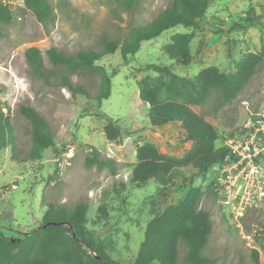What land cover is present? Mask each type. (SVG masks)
<instances>
[{
	"label": "rangeland",
	"instance_id": "374dc122",
	"mask_svg": "<svg viewBox=\"0 0 264 264\" xmlns=\"http://www.w3.org/2000/svg\"><path fill=\"white\" fill-rule=\"evenodd\" d=\"M4 2L14 18L10 25H1L0 108L9 118L14 143L4 149L0 147V236L17 241L38 230L47 204L75 206L86 202L88 229L106 245L112 260L132 264L144 240L147 223L167 206L176 204L192 178L203 192L199 207L211 214L213 223L203 255L213 264H264V197L236 221L230 214V205L224 203L218 192L212 193L210 182L216 167L206 177L191 167L185 168L183 179L174 178L166 187L151 181L137 188L130 182L137 162L136 150L143 143H151L160 153L172 157H182L190 149L179 124L152 127L149 106L139 98V86L146 82L161 86L163 100L186 101L178 93L182 85L169 76L138 69L147 65L169 67L183 78H192L210 66L233 73L237 61L249 53L261 52L264 46V0H211L199 30L177 26L165 31L157 39L143 42L127 62L119 50L104 57L97 66L115 76L111 96L101 106L95 101L101 89L100 74L55 67L47 58V50L55 47L73 55L84 49L100 51L104 40L123 42L133 27L150 23L172 0H142L135 11L125 9L118 0H51L55 21L47 28L22 1ZM176 33L194 34L190 45L192 59L184 67H178L163 52V46ZM31 47L43 53L46 78L33 74L28 67L25 52ZM63 76L74 86L86 88L91 98L72 95L63 87ZM217 95L213 91L205 105L191 108L217 129L216 147L220 148L226 147L230 138L243 137L256 121L262 120L264 61L233 101L217 107ZM21 106L36 109L55 133V146L43 151L39 159L30 157L31 124L20 113ZM109 118L122 128L120 142L111 143L105 137L104 127ZM92 148L102 158L117 162V175L87 165ZM262 148L264 134L255 145V150ZM255 163L256 171L247 166L248 178L238 176L236 183L245 189L246 183L251 187L250 180H254V185L264 191V150ZM100 208L106 213L102 214ZM184 252L185 247L180 243V264Z\"/></svg>",
	"mask_w": 264,
	"mask_h": 264
},
{
	"label": "trees",
	"instance_id": "16d2710c",
	"mask_svg": "<svg viewBox=\"0 0 264 264\" xmlns=\"http://www.w3.org/2000/svg\"><path fill=\"white\" fill-rule=\"evenodd\" d=\"M0 0V38L3 36L1 25H10L14 15L5 2ZM18 1V0H9ZM26 9L31 11L38 22L48 27L55 21V12L51 0H20ZM142 0H118L125 9L135 11ZM211 0H172L170 6L158 14L150 23L133 27L128 38L123 41L104 40L100 51L84 49L73 55H66L55 47L47 50L49 62L55 67L71 71H97L101 76V89L95 101L101 106L102 101L111 96L112 77L97 62L104 57L114 55L118 50L124 62L134 56L141 44L160 37L165 31L182 26L185 29H200V22L205 17ZM251 21V20H250ZM193 33H176L169 43L163 46L164 54L178 67L190 64L192 59L191 42ZM231 57V52L228 51ZM30 71L46 78L43 53L37 47L25 52ZM264 61V46L259 53H249L235 63L233 73H224L216 66L201 70L192 78L177 76L169 67L147 65L139 72H153L160 76H169L182 85L178 92L186 101L161 99V86L146 82L139 86L140 100L149 106V123L160 128L169 124H179L185 132V141L190 149L182 157H172L160 153L151 143L137 147L136 159L130 182L137 188L154 181L166 187L174 178H182V170L191 167L198 175L206 177L209 170L216 166L235 161L236 155L226 147L217 148L219 132L201 114L191 106L205 105L213 91L218 93L216 106L222 107L233 101L249 84L257 68ZM63 87L72 95H81L90 99L88 90L74 86L67 76L62 78ZM20 113L31 124L32 149L31 159H39L41 153L55 146V133L48 121L33 107L21 106ZM12 126L0 108V147L13 145ZM106 139L111 143L120 142L123 137L121 126L112 118L104 127ZM91 157L87 158L88 166L99 170L107 169L117 175V162L112 158H102L96 148H92ZM185 180V179H184ZM212 193L217 195L215 178L211 179ZM203 192L189 178V186L182 198L174 205L167 206L155 215L146 225L144 240L140 244L136 260L132 264H180L179 245L183 243L185 252L181 264H213L203 255L212 233L211 214L199 207ZM41 226L38 230L12 241L0 236V264H121L111 259L106 245L98 241L88 229L89 204L79 203L47 204ZM99 211L105 214V210ZM255 261L258 263L257 252Z\"/></svg>",
	"mask_w": 264,
	"mask_h": 264
},
{
	"label": "built area",
	"instance_id": "2783aa9c",
	"mask_svg": "<svg viewBox=\"0 0 264 264\" xmlns=\"http://www.w3.org/2000/svg\"><path fill=\"white\" fill-rule=\"evenodd\" d=\"M261 134H264V116L262 120L256 121L255 125L243 137L230 138L226 142V148L236 155L235 161L216 166L217 172L214 178L218 195L222 197L225 204L230 205V214L236 221L244 216L248 208L260 202L264 197L263 189L254 185L256 181L250 180L251 187H248V182L245 189L242 185L237 186L236 183L238 176H242L241 178L244 179L248 178L246 175L247 166H252V172L256 171L255 161L264 150V148L255 150V145ZM234 171H239L238 175H234Z\"/></svg>",
	"mask_w": 264,
	"mask_h": 264
}]
</instances>
